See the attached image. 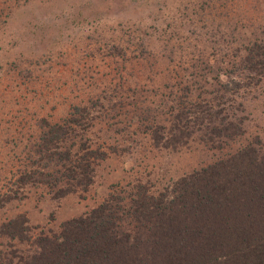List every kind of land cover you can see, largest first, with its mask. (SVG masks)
Returning a JSON list of instances; mask_svg holds the SVG:
<instances>
[{
  "label": "rangeland",
  "instance_id": "1",
  "mask_svg": "<svg viewBox=\"0 0 264 264\" xmlns=\"http://www.w3.org/2000/svg\"><path fill=\"white\" fill-rule=\"evenodd\" d=\"M247 1L233 0V9L227 11L225 0H0V198L7 199L0 207V225L25 215L34 226V236L51 234L60 231L64 220L101 203L117 184L141 180L153 192L171 191L180 184L182 191L190 194L199 185V192L205 195V183L193 177L201 179L200 170L206 171L223 157L242 149L248 150L247 160L255 162L258 155L264 162V79L249 87L231 85L232 90L226 93V112L245 117L244 133L235 140H207L203 124V131L179 148L155 146L145 128L147 122L133 125L139 116L151 123L149 113L156 109L155 102H167V86L176 70L172 71V64L163 57L168 55L166 44L182 34L187 40L178 39L175 46L183 45L188 60L199 56L188 53L194 51L193 45L199 52L204 50L203 57L214 60L212 52L226 51L230 40H220L221 32L217 35L214 26L221 23L225 28L227 22L235 24L234 18L245 27L264 22V7ZM195 29L208 31L202 36L211 41L196 43L200 33H192ZM182 53L177 52L176 58ZM210 65L209 81H217L213 79L217 76L228 81L230 76L218 72L215 62ZM75 105L91 106L95 124L103 121L105 127V121L117 122L125 133L111 130L109 134L112 143L120 139L121 151L99 162L87 191L56 197L42 182L18 184L21 171L29 165L40 167L33 163L40 159L36 150L45 126L48 129L49 124L68 120ZM159 117L166 124L170 115L162 112ZM159 117L156 114L155 118ZM98 125L92 133L102 137ZM241 190L232 188L235 194L226 201L238 214L244 210L245 193H249ZM168 195L176 198L175 193ZM187 202L178 200L177 211L186 209L188 213L192 208ZM220 209L205 210L201 215L215 217L211 211L218 214ZM228 218L230 224L225 223L224 235L214 246L191 243V248L213 264H254L250 250L259 230L246 218ZM185 221L180 219V223ZM13 248L27 254L34 245L2 238L0 264Z\"/></svg>",
  "mask_w": 264,
  "mask_h": 264
},
{
  "label": "trees",
  "instance_id": "2",
  "mask_svg": "<svg viewBox=\"0 0 264 264\" xmlns=\"http://www.w3.org/2000/svg\"><path fill=\"white\" fill-rule=\"evenodd\" d=\"M232 1L225 0V10L233 9ZM248 1L264 7V0ZM233 20L235 24L227 22L225 28L220 27L221 23L214 26L217 35L221 32L220 40H226L224 37L230 39L225 46L228 47L226 51L220 48L212 52L214 60L203 57L204 50L199 52L194 45V51L188 53L199 56L188 60L183 45L179 43V47L175 46L178 39L187 40L182 34L166 44L168 55L163 57L172 64L171 70H176L173 73L176 77L167 86V102H155L156 109L149 113L151 123L143 116L133 122V125L147 122L145 128L151 136L152 145L179 148L187 144L195 133L202 132L203 124L210 141L216 137L235 140L244 133L245 117L226 112L225 96L232 90L231 85L249 87L251 83L264 79V22L254 28L237 24L236 20L240 21L237 18ZM197 32L200 37H195L196 43L211 41L210 37H203L208 31H192ZM177 52L183 53L176 58ZM213 62L218 72L224 71L230 76L228 81H221L218 76L213 77L217 81H209L207 73L213 71L210 65ZM190 67L198 70L191 71ZM209 82L211 87H208ZM74 109L68 120L49 124L48 129L45 126L36 150L40 159H34L33 163V166L38 164L40 167L29 165L21 171L16 179L18 184L42 182L50 186L56 197L78 190L87 191L93 183L99 162L121 151L120 139L112 143L109 134L111 130L125 133L123 128L117 127V122L105 121L103 127V121L93 123L91 106L75 105ZM131 112L139 114L136 110ZM162 112L170 115L166 124L159 117ZM98 124L104 135L97 137L93 132V137L92 130ZM246 154L248 150L241 149L210 165L208 172L200 170L202 178H193L205 183V195L199 192V185L191 194L183 192L180 184H176L171 191L153 192L146 182L136 180L115 185L114 190L90 211L64 220L59 232H41L34 236V226L29 224L28 217L19 215L9 219L0 225V244L2 238H7L11 242H29L34 249L23 254L13 248L2 260L4 264H189L188 261L190 264H213L190 244L207 242L204 246H214L222 239L224 234L221 233L225 232V223L230 224V217L234 221L246 218L252 228L259 230L255 231L250 254L254 264H264V162L258 155L255 162L249 161ZM42 159L44 163H41ZM186 177H183L184 181ZM241 187L243 192L249 190V193H245L244 210L238 214V210L226 206V201L235 194L232 188ZM168 191L175 193L176 198L171 199ZM8 197L13 198L12 195ZM178 200H187L192 209L188 213L186 209L177 211L180 208ZM6 201L5 197L0 198V207ZM221 207L218 214L211 211L215 217L201 215L205 210ZM180 219L186 221L180 223Z\"/></svg>",
  "mask_w": 264,
  "mask_h": 264
}]
</instances>
